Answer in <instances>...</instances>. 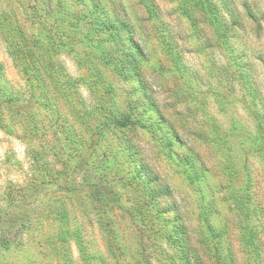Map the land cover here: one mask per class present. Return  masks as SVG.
Segmentation results:
<instances>
[{
  "label": "rangeland",
  "instance_id": "1",
  "mask_svg": "<svg viewBox=\"0 0 264 264\" xmlns=\"http://www.w3.org/2000/svg\"><path fill=\"white\" fill-rule=\"evenodd\" d=\"M212 1L0 0V264H264V0Z\"/></svg>",
  "mask_w": 264,
  "mask_h": 264
},
{
  "label": "trees",
  "instance_id": "2",
  "mask_svg": "<svg viewBox=\"0 0 264 264\" xmlns=\"http://www.w3.org/2000/svg\"><path fill=\"white\" fill-rule=\"evenodd\" d=\"M207 1V3L204 5V4H202L201 5V10L209 17V18H211V17H213V18H211V26H212V29H213V31H214V29L215 30H217V28L219 27V25H220V21H219V19H218V11H217V8L213 5V1L212 0H206ZM97 7V6H96ZM243 9H245V11H246V13H247V16H248V18L249 19H251L252 21H254V22H256V21H261V20H264V11H261L259 14L262 16L261 18H260V20H257V15H258V12L257 13H253L251 10H250V4H249V2H247V1H245L244 3H243ZM148 10H149V12L150 13H153V12H155V9L154 10H152L151 8H150V6H148ZM212 15V16H211ZM100 25V27L101 28H105V27H108V25L107 24H99ZM215 32V31H214ZM127 118H123L122 119V123H126L127 122V120H126ZM145 185L146 186H148L149 184L148 183H145ZM145 203V202H144ZM179 223V222H178ZM170 232L172 233V235H173V237H174V241H178V246L179 247H181L182 249H185L186 248V245H187V243H188V241H187V236H186V229L179 223L178 224V226H172L171 228H170ZM75 238L76 239H79V236H78V233L76 232L75 234ZM251 237V236H250ZM249 241V240H248ZM250 245L248 246V248L247 249H249V247H250V253L252 254H256L257 255V253L259 252V246L258 245H256L255 243L256 242H251L250 241ZM80 249H81V247H80ZM256 249H257V253H256ZM187 250H188V248H187ZM255 252V253H254ZM225 262V261H224ZM225 264V263H224Z\"/></svg>",
  "mask_w": 264,
  "mask_h": 264
}]
</instances>
